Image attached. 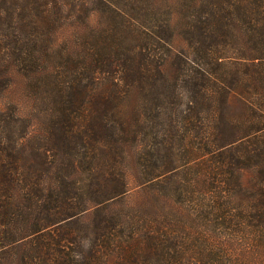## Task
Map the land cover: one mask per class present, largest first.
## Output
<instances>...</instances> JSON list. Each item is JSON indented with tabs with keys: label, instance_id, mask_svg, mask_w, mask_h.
<instances>
[{
	"label": "trees",
	"instance_id": "16d2710c",
	"mask_svg": "<svg viewBox=\"0 0 264 264\" xmlns=\"http://www.w3.org/2000/svg\"><path fill=\"white\" fill-rule=\"evenodd\" d=\"M12 73L45 123L0 110V264H264V0H0Z\"/></svg>",
	"mask_w": 264,
	"mask_h": 264
},
{
	"label": "rangeland",
	"instance_id": "374dc122",
	"mask_svg": "<svg viewBox=\"0 0 264 264\" xmlns=\"http://www.w3.org/2000/svg\"><path fill=\"white\" fill-rule=\"evenodd\" d=\"M158 1L161 4L167 3L168 5L170 0ZM173 5L174 4H172L171 6L173 11H175V5ZM175 17L176 18L174 19V23H176V31L179 33V31L181 30L179 23L182 22V17L180 14H176ZM67 35L68 29L66 27L63 31H61V37L58 39L56 49L60 50L62 48V39ZM173 48L175 49V51L186 49V43L181 39L179 35L174 39ZM11 79L12 83L10 87L0 95V110H12L19 117L30 121L33 124L32 130H40L41 128H43L45 120L44 114L42 113L44 108L39 104L40 99L37 91L33 87H31V85H29V79L25 76H21L17 73H12ZM133 107L134 100L130 98L126 101L123 109L126 116H129L132 113ZM228 107L230 114L233 116L238 115L241 112V103L233 96L228 99ZM128 175L130 192L126 197V203L129 202L128 197L130 196V194H132L133 187L135 186V181L137 180V174L131 153L129 158ZM250 178L251 174L247 171L243 172L241 175V180L244 185L248 184ZM133 202L134 200H132V204ZM89 218L90 216L86 215L84 220L88 221Z\"/></svg>",
	"mask_w": 264,
	"mask_h": 264
}]
</instances>
